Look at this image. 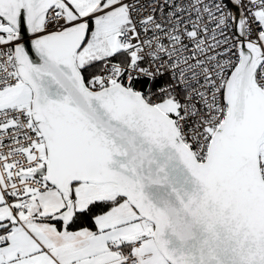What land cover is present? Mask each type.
<instances>
[{
    "label": "snow or ice",
    "instance_id": "snow-or-ice-1",
    "mask_svg": "<svg viewBox=\"0 0 264 264\" xmlns=\"http://www.w3.org/2000/svg\"><path fill=\"white\" fill-rule=\"evenodd\" d=\"M0 264H264V0H0Z\"/></svg>",
    "mask_w": 264,
    "mask_h": 264
}]
</instances>
